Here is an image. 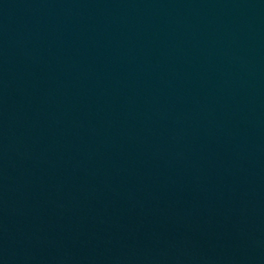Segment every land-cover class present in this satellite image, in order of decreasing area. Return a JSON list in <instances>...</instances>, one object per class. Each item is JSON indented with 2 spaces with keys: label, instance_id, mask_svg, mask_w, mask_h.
Listing matches in <instances>:
<instances>
[{
  "label": "water",
  "instance_id": "95a60500",
  "mask_svg": "<svg viewBox=\"0 0 264 264\" xmlns=\"http://www.w3.org/2000/svg\"><path fill=\"white\" fill-rule=\"evenodd\" d=\"M0 264H264V0H0Z\"/></svg>",
  "mask_w": 264,
  "mask_h": 264
}]
</instances>
